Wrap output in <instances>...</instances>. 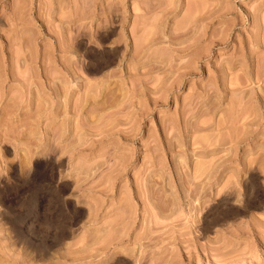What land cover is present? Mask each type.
Masks as SVG:
<instances>
[{
    "label": "rangeland",
    "instance_id": "374dc122",
    "mask_svg": "<svg viewBox=\"0 0 264 264\" xmlns=\"http://www.w3.org/2000/svg\"><path fill=\"white\" fill-rule=\"evenodd\" d=\"M0 264H264V0H0Z\"/></svg>",
    "mask_w": 264,
    "mask_h": 264
}]
</instances>
